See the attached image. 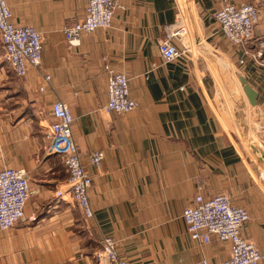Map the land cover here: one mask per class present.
<instances>
[{
    "label": "crops",
    "instance_id": "1",
    "mask_svg": "<svg viewBox=\"0 0 264 264\" xmlns=\"http://www.w3.org/2000/svg\"><path fill=\"white\" fill-rule=\"evenodd\" d=\"M185 1L121 0L110 29L82 34L69 48L60 29L83 19L87 0H6L16 25L40 32L42 55L19 78L0 46V170L24 169L33 190L26 220L0 230V264H96L105 236L128 264H220L229 245L193 241L181 218L196 195L217 194L247 210L241 235L264 253V68L226 41L212 17L251 0ZM178 5L194 57L163 63L158 38ZM254 37L264 45V9ZM105 64L128 77L135 110L103 109ZM211 69L218 78L223 70L235 93H219ZM55 101L69 106L91 176L89 219L68 196H55L67 178L61 157L47 151ZM96 150L104 154L98 168L89 162Z\"/></svg>",
    "mask_w": 264,
    "mask_h": 264
},
{
    "label": "built area",
    "instance_id": "2",
    "mask_svg": "<svg viewBox=\"0 0 264 264\" xmlns=\"http://www.w3.org/2000/svg\"><path fill=\"white\" fill-rule=\"evenodd\" d=\"M121 0H87L83 19L67 22L60 32L69 48L77 47L82 34L98 29H110L114 14L123 10ZM264 0H251L241 5L224 4L212 17L218 25L221 36L231 45L238 47L244 57L255 65L264 68V45L254 37L255 27L259 23ZM158 50L163 63L178 59H193L192 41L187 19L178 5L175 21L162 27L158 38ZM0 46L1 59L12 73L19 78L27 74L29 68L40 65L42 55V37L40 32L30 25H16L6 0H0ZM243 63V59L239 60ZM107 71L106 112L125 114L135 110L138 103L131 98L128 77L114 71L105 64ZM49 77L45 76L47 80ZM42 90V88H40ZM54 118L45 138L47 151L61 157L67 178L66 190L57 189L55 196L63 199L68 196L86 218H92L93 212L87 197L91 186V176L83 167L80 152L72 135L73 117L69 106L55 101L51 106ZM104 154L96 150L89 155V162L100 167ZM33 195L27 173L24 169L3 168L0 170V230L12 228L26 220L25 206ZM186 232L190 239L207 244L212 238L229 245V257L220 264H264L261 253L253 242L241 235V230L249 221L247 210L231 202L225 194H217L204 199L196 195L181 214ZM96 264H128L117 254L116 241L110 236L102 240V248L95 257ZM202 264H207L202 261Z\"/></svg>",
    "mask_w": 264,
    "mask_h": 264
},
{
    "label": "rangeland",
    "instance_id": "3",
    "mask_svg": "<svg viewBox=\"0 0 264 264\" xmlns=\"http://www.w3.org/2000/svg\"><path fill=\"white\" fill-rule=\"evenodd\" d=\"M185 0H180V2H181V5H182V8L184 7V5H183V2H184ZM186 2V1H185ZM184 10V9H183ZM209 73L213 76V78H214V81H215V84H216V89L218 90V92L219 93H222L223 95H232L233 93H235V88H233V87H230L229 85H226L227 83L224 81V79L222 78V76H223V70H220V72L218 73V75H219V78L218 77H216V75L214 76V71H213V69H211V70H209ZM240 86L238 85V88H239ZM238 92H240L239 91V89H238ZM255 125L257 126V124L255 123ZM254 125V126H255Z\"/></svg>",
    "mask_w": 264,
    "mask_h": 264
},
{
    "label": "water",
    "instance_id": "4",
    "mask_svg": "<svg viewBox=\"0 0 264 264\" xmlns=\"http://www.w3.org/2000/svg\"><path fill=\"white\" fill-rule=\"evenodd\" d=\"M242 83L244 85V88L243 89H244L246 95L249 96V98H250V100H251L252 103H255L256 93L252 89H250L248 86H246L244 84V81L243 80H242Z\"/></svg>",
    "mask_w": 264,
    "mask_h": 264
}]
</instances>
